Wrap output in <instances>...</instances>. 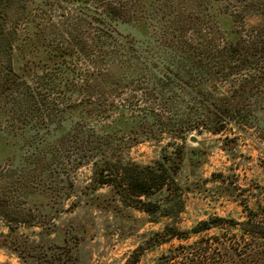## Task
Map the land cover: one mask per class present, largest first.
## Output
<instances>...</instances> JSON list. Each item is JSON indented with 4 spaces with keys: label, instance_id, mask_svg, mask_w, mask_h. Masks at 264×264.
Instances as JSON below:
<instances>
[{
    "label": "trees",
    "instance_id": "1",
    "mask_svg": "<svg viewBox=\"0 0 264 264\" xmlns=\"http://www.w3.org/2000/svg\"><path fill=\"white\" fill-rule=\"evenodd\" d=\"M3 1L0 112L8 111L15 120L25 118L19 131L34 135L30 146L35 168L25 171L22 178L30 182L36 170L42 174L55 169L60 179L48 187L60 200H68L72 195L65 190L74 186L68 170L90 164L91 180L86 188L97 191L105 187L108 191L98 196L112 193L120 205L143 212L148 222L160 225L143 234L144 240L125 264H137L148 244L155 249L167 245L153 264H264V189L254 187L257 192L251 193L250 207L248 191L235 183L233 173L218 171L203 179L196 174L207 157L197 136L206 133L233 143L238 134L247 137L251 130L264 142V116L259 114L264 105V0H222L233 2L235 9L228 13L231 27L216 30L212 21H218L211 11L218 0H159L161 30L157 47L151 48L120 36L114 28L116 22L128 18V6L135 0H54L61 5H96L93 9L86 4L79 9L66 6L73 17L62 15L61 42L49 49L54 61L64 62L74 55L88 59L91 71L82 73L79 85L71 81L69 72L61 77L52 72L30 74L14 59L20 45L14 39V23L5 26L8 7ZM169 3L175 10H170ZM247 19L254 23H246ZM109 39L112 45L107 48ZM143 75L152 76L151 81H136ZM143 85L149 91L129 102L153 103L156 108L131 112L132 137L116 139L108 124L96 129L77 123L58 137L48 132L57 123L56 112L61 111L50 106L55 103L50 96L60 87L81 98L97 96L103 103L107 94L118 96L126 88L137 90ZM119 108L118 120L124 114ZM96 110L104 113L106 106L97 104ZM164 110L170 115L164 116ZM31 117L39 122L29 123ZM40 125L45 128L41 135ZM191 139L195 146L187 144ZM145 142L158 148L156 158L146 164L122 159L123 152ZM232 143L223 149L231 151ZM12 182L0 178V186L19 182L23 186L21 179ZM207 183L211 186L206 187ZM196 196L212 203L222 199L236 202L241 214L236 218L209 216L181 227L186 203ZM78 202L80 205L82 200ZM0 216L8 223L38 226L30 212L20 217L2 199Z\"/></svg>",
    "mask_w": 264,
    "mask_h": 264
},
{
    "label": "rangeland",
    "instance_id": "2",
    "mask_svg": "<svg viewBox=\"0 0 264 264\" xmlns=\"http://www.w3.org/2000/svg\"><path fill=\"white\" fill-rule=\"evenodd\" d=\"M158 1L135 0L129 4L131 10L126 14L128 18L116 22L115 30L120 36L142 47H157L155 43L158 42L157 37L160 36L161 30L158 27L159 23H162ZM215 3L211 12L217 18L218 24L212 21L214 29L231 27L229 14L234 11L235 4L222 0ZM3 4L8 7L5 26L10 27L14 23V39L16 44L20 45V49H15L14 59L25 65L30 74L52 72L56 77H61L69 72L72 74L71 81L79 85L82 73L91 71L88 59L83 60L82 57L74 55L64 62L60 59L54 61L49 49L53 50L61 42L58 33L63 16L73 17L70 8L79 9L86 3L65 2L61 5L54 0H4ZM68 5L70 8L66 7ZM85 6L89 9L96 7L90 2ZM168 6L170 10H175L170 3ZM134 10L136 12H133ZM246 23L253 24L254 21L247 19ZM89 31L94 34L92 29ZM111 42L110 39L107 40V48H110ZM89 45L91 48L92 44ZM151 79L152 76L149 75L136 77V81L142 83ZM149 89L143 85V88L137 90L126 88L118 96H114L112 92L107 94V100L101 103L97 96L81 98L80 94L60 87L59 92L50 96L51 101L55 103H49L50 106L61 110L55 114V124L59 125H50L48 132L55 133V137H58L67 130H73L77 123L85 128L96 129L108 124L113 128L112 134L116 139L132 137L133 125L129 119L130 115H133L131 112L136 114L139 110L156 107L153 103L145 105L147 102L129 101L133 100L132 98H141ZM97 104L106 106V111L98 112ZM116 107L123 110L122 119L118 120ZM181 109L179 106L178 111L181 112ZM161 113L167 117L171 112L164 110ZM259 114L264 116V105L261 106ZM25 122V118L15 120L8 111L0 112V178L3 182L4 179L13 181L12 183L19 179L23 182V186L20 182L0 186V200H5L8 208L20 217L30 212L35 225L38 226L27 227L14 222L8 223L0 216V264H125L130 254L144 240L143 234L157 230L160 225L148 222V217L143 212L123 207L112 193L98 196L108 191L105 187L97 191L86 188L91 180L90 164L68 170L74 181V186L65 190H69L72 195L68 200H60L59 196L50 191L51 187H48L55 179H60L55 169L42 174L36 170L33 180L30 181L33 183L22 178L25 171L35 168V157L32 156L30 146L34 135L28 131H19ZM38 122L34 117L29 119L31 124ZM38 130L39 135L45 132L42 125ZM248 134L247 137L238 134L233 143L206 133L197 136V139L202 141L207 157L196 174L203 179L210 177L213 172L221 171L224 175L233 173L235 183L248 191V204L252 207L251 193L257 192L254 187L257 185L264 189V142L259 141L251 130ZM230 143L233 144L232 150H224L223 147ZM187 144L195 146L190 140ZM157 152L155 145L145 142L123 152L122 159L146 164L156 158ZM63 155L65 157L67 154L63 152ZM185 171L186 167L183 169V175ZM210 186L211 184L207 183L206 187ZM79 200H82L80 205ZM186 211L179 225L187 228L195 221L209 216L236 218L241 214V208L236 202L222 199L212 203L199 196L187 201ZM165 248L167 245L155 249L148 244L137 264H153Z\"/></svg>",
    "mask_w": 264,
    "mask_h": 264
},
{
    "label": "water",
    "instance_id": "3",
    "mask_svg": "<svg viewBox=\"0 0 264 264\" xmlns=\"http://www.w3.org/2000/svg\"><path fill=\"white\" fill-rule=\"evenodd\" d=\"M191 142H194V139H191Z\"/></svg>",
    "mask_w": 264,
    "mask_h": 264
}]
</instances>
